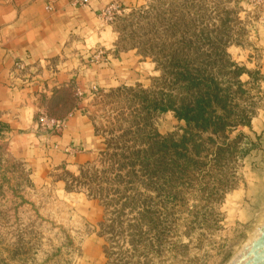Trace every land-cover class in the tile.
<instances>
[{"label":"rangeland","instance_id":"1","mask_svg":"<svg viewBox=\"0 0 264 264\" xmlns=\"http://www.w3.org/2000/svg\"><path fill=\"white\" fill-rule=\"evenodd\" d=\"M95 29L109 30L114 56L129 55L144 78L93 85L83 105L61 93L37 110L33 132L45 142L83 107L100 138L86 161L40 165L38 153L35 166L36 151L17 149L24 139L0 135V264L236 263L264 224V0H111ZM172 56L228 87L232 108L223 131L187 135L178 172L165 160L154 172L151 137L176 141L184 124L146 112L142 98L179 93ZM144 149L149 162L135 154Z\"/></svg>","mask_w":264,"mask_h":264},{"label":"crops","instance_id":"2","mask_svg":"<svg viewBox=\"0 0 264 264\" xmlns=\"http://www.w3.org/2000/svg\"><path fill=\"white\" fill-rule=\"evenodd\" d=\"M110 1L89 0L77 7L69 0H0V135L24 139L17 149L36 151L35 166L38 153L40 165L45 160L74 163L88 160L100 145L92 122L76 103L63 127L41 142L33 122L44 100L58 101L65 93L83 105L93 85L111 88L144 78L142 66L129 55L114 56L109 30L95 29L96 12ZM47 4L52 11L45 9ZM259 44L264 49V30ZM98 48L106 54L93 62L91 54ZM17 63L22 69L15 67Z\"/></svg>","mask_w":264,"mask_h":264},{"label":"trees","instance_id":"3","mask_svg":"<svg viewBox=\"0 0 264 264\" xmlns=\"http://www.w3.org/2000/svg\"><path fill=\"white\" fill-rule=\"evenodd\" d=\"M184 56L187 58L188 55ZM182 57L172 56V61L175 63L173 69L176 71L173 73L172 84L179 93L142 98L143 108L146 112H172L174 118L184 124L183 132L176 141L167 137H156V134L152 137L149 136L158 143L156 148H158V152H161V154L157 151L154 152L158 154L157 158L162 160L154 162L156 165L154 172L160 171L161 165L163 167L166 165L163 160L169 161L170 168L178 172L182 166L181 162L188 158L186 142L189 138L187 135L192 138L196 133L221 132L227 127V120L230 118L232 107L228 98V87H223L204 68L191 65L192 63L188 60H184L183 64L180 63L179 60L183 59ZM147 144L150 147V143L147 142ZM154 153L149 149H144L138 150L135 154H140L138 157L149 162Z\"/></svg>","mask_w":264,"mask_h":264},{"label":"water","instance_id":"4","mask_svg":"<svg viewBox=\"0 0 264 264\" xmlns=\"http://www.w3.org/2000/svg\"><path fill=\"white\" fill-rule=\"evenodd\" d=\"M234 264H264V224L258 229V236L249 243Z\"/></svg>","mask_w":264,"mask_h":264},{"label":"built area","instance_id":"5","mask_svg":"<svg viewBox=\"0 0 264 264\" xmlns=\"http://www.w3.org/2000/svg\"><path fill=\"white\" fill-rule=\"evenodd\" d=\"M82 1H85L86 2V0H82Z\"/></svg>","mask_w":264,"mask_h":264}]
</instances>
